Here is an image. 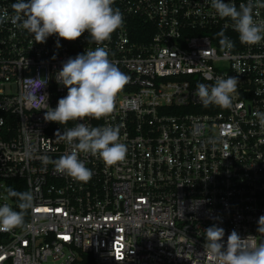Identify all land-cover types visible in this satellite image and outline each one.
<instances>
[{"label": "built area", "instance_id": "built-area-1", "mask_svg": "<svg viewBox=\"0 0 264 264\" xmlns=\"http://www.w3.org/2000/svg\"><path fill=\"white\" fill-rule=\"evenodd\" d=\"M14 2L0 0V203L20 211L8 184L22 181L34 206L23 226L0 231V264H213L203 254L213 224L225 241L233 231L264 239V41L242 44L210 0H114L124 23L109 40L85 32L58 47L56 35L39 43L11 22ZM254 17L264 22V6ZM100 46L129 80L110 114L85 122L119 126L127 153L112 166L81 154L93 173L82 183L54 169L68 151L58 130L76 122L44 112L67 95L55 80L62 63ZM228 76L239 81L231 105L203 106L197 85ZM29 77L32 92L45 85L35 99Z\"/></svg>", "mask_w": 264, "mask_h": 264}, {"label": "clouds", "instance_id": "clouds-1", "mask_svg": "<svg viewBox=\"0 0 264 264\" xmlns=\"http://www.w3.org/2000/svg\"><path fill=\"white\" fill-rule=\"evenodd\" d=\"M210 4L216 16L233 22L242 44L254 45L264 41V22H258L254 17V8L264 6V0H248L239 7L233 0H210ZM113 5L114 0H15L12 4L15 15L11 17V22L26 30L39 43L56 35L59 47V38L72 41L87 32L89 43L102 45L124 23L122 12ZM3 22V17H0V23ZM218 35L222 37V45H232L222 32ZM37 79H24L29 99H35L37 90L45 86L38 85L32 92L31 85ZM55 80L58 85L67 88V95L58 100L55 108L48 105L44 120L60 125L69 121L76 123L62 132L58 130V138L68 146V151L55 160L54 169L75 181L86 183L93 173L81 159V154L96 157L105 166H112L126 156L127 146L120 142L119 126H91L85 118L100 120L110 114L116 95L129 77L100 46L69 57L55 73ZM238 82L236 77L228 76L217 78L212 85L200 83L195 96L205 107L215 105L227 108L232 103V94L237 90ZM44 96L47 95L39 97ZM257 119L264 127V112H258ZM25 155L30 156L31 153L26 152ZM9 195L18 199L20 211L9 203H0V231L23 226L26 211L34 206L31 191L10 190ZM257 233L264 236V215L257 221ZM203 236V254L210 257L213 264H264V239L250 241L233 231L225 241V230L216 224L204 229Z\"/></svg>", "mask_w": 264, "mask_h": 264}, {"label": "trees", "instance_id": "trees-1", "mask_svg": "<svg viewBox=\"0 0 264 264\" xmlns=\"http://www.w3.org/2000/svg\"><path fill=\"white\" fill-rule=\"evenodd\" d=\"M197 111H204L205 109L203 108H199V109H196ZM192 111V110H190ZM0 134H3V129L2 131L0 130ZM8 188H9V193H10V190H15L17 192H24L26 191L25 188H24V185H23V182L22 181H11L9 182L8 184ZM11 200L16 203V205L18 204V199L16 197H13V196H10Z\"/></svg>", "mask_w": 264, "mask_h": 264}]
</instances>
